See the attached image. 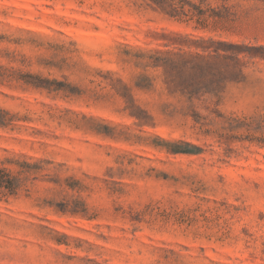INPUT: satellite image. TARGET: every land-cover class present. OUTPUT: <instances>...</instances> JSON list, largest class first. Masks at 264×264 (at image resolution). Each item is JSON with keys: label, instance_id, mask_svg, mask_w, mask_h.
Instances as JSON below:
<instances>
[{"label": "rangeland", "instance_id": "1", "mask_svg": "<svg viewBox=\"0 0 264 264\" xmlns=\"http://www.w3.org/2000/svg\"><path fill=\"white\" fill-rule=\"evenodd\" d=\"M187 1L0 0V264H264V0Z\"/></svg>", "mask_w": 264, "mask_h": 264}, {"label": "trees", "instance_id": "2", "mask_svg": "<svg viewBox=\"0 0 264 264\" xmlns=\"http://www.w3.org/2000/svg\"><path fill=\"white\" fill-rule=\"evenodd\" d=\"M151 4H153L156 8L161 9L165 13H167L170 17H189L192 18L194 15L197 16L196 21L198 23H202L201 15L203 14V11L199 9L198 7L191 5L192 9L185 10V5L190 4L187 0H149ZM152 59V62L155 63V65H163V66H169L170 68H177L178 63L175 59H171L169 57L160 56V55H153L150 57ZM175 152H185L186 150H179L174 149Z\"/></svg>", "mask_w": 264, "mask_h": 264}]
</instances>
